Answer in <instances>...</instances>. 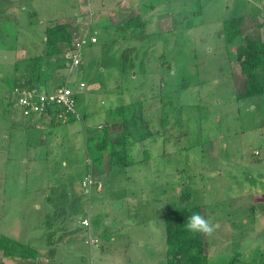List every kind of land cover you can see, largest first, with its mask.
I'll return each mask as SVG.
<instances>
[{
	"label": "rangeland",
	"instance_id": "rangeland-1",
	"mask_svg": "<svg viewBox=\"0 0 264 264\" xmlns=\"http://www.w3.org/2000/svg\"><path fill=\"white\" fill-rule=\"evenodd\" d=\"M77 1L0 0V236L37 250L0 264H167L166 215L196 205L215 225L209 264H264V94L237 98V52L264 40V0H130L138 18L96 34L88 11L71 67L68 50L45 55L46 27ZM22 77L42 92L69 83L85 116H26L10 99ZM120 138L127 167L110 155Z\"/></svg>",
	"mask_w": 264,
	"mask_h": 264
},
{
	"label": "trees",
	"instance_id": "trees-1",
	"mask_svg": "<svg viewBox=\"0 0 264 264\" xmlns=\"http://www.w3.org/2000/svg\"><path fill=\"white\" fill-rule=\"evenodd\" d=\"M137 18L138 16L132 17L129 22ZM243 20V16H236L224 22V32L227 43H233L242 33L241 25ZM70 28L71 24L67 22H57L46 27L47 47L45 55L48 56V58L59 59L60 53L65 50L70 51L73 49L75 34ZM237 59L240 62L242 73L246 76L245 90L239 92L237 98L243 99L264 94V40L252 38L251 36L246 37L245 43L238 49ZM17 86L22 87L20 84L15 87ZM51 110L54 116L52 118H58L57 116L61 108L55 107ZM31 115L38 116L37 114ZM40 116V120L42 119V122H45L43 121V119H45L44 115ZM82 116L84 117L85 114ZM69 117H71V120L77 119L75 115H70ZM110 140L111 138L109 135H104L103 140L95 144L96 148L104 151L108 148ZM116 142L111 141L110 143L111 157L117 160V164L120 167L130 166V162L127 160V156L129 155L127 154L125 138H120ZM118 147H120V149ZM193 213H198L203 216L202 207L196 205L167 213V264H209V256L206 251V236L202 234L193 236L184 228V223ZM0 252H2L3 255H14L26 258L34 256L37 250L26 246L14 238L3 235L0 236Z\"/></svg>",
	"mask_w": 264,
	"mask_h": 264
},
{
	"label": "built area",
	"instance_id": "built-area-1",
	"mask_svg": "<svg viewBox=\"0 0 264 264\" xmlns=\"http://www.w3.org/2000/svg\"><path fill=\"white\" fill-rule=\"evenodd\" d=\"M91 37L89 34H85L77 40L74 39L73 49L68 51V55L72 58L71 67L79 66L83 60L84 47L90 43ZM93 39L96 40L97 38L93 36ZM13 95H17L18 105L26 116L31 114L45 115V113H51V109L55 107L61 108V111L58 113L61 116L75 115L79 118L82 115L77 108V94L69 83L52 92H42L38 89L17 86L14 89ZM83 223L89 224V218H84Z\"/></svg>",
	"mask_w": 264,
	"mask_h": 264
},
{
	"label": "crops",
	"instance_id": "crops-1",
	"mask_svg": "<svg viewBox=\"0 0 264 264\" xmlns=\"http://www.w3.org/2000/svg\"><path fill=\"white\" fill-rule=\"evenodd\" d=\"M129 1L130 0H127V2L125 4V0H106V2H104L101 6L98 5L97 7H92L91 0H78L76 3V8H75L74 12L72 13L73 16L72 17L70 16L69 18L62 17L61 22L70 23L71 24L70 29L74 33H76V31H78V27H79L78 22L83 21V18H85V17L88 18V14H86V13L88 11H90V14L94 15V17L97 18V19L94 18L97 25L95 26V30H94L93 34L100 33L102 31V29L108 30L109 27H111V28L116 27L117 26L116 24L121 22L120 20L123 17V16L120 17V14H122L121 12H124V14H127V16L130 15V17H128V20L131 19L133 16L134 17L139 16L136 12L137 3H129ZM85 2H87V3H85ZM127 16H124L122 18V20H124L125 17H127ZM52 24H54V23H52ZM89 33H91V31ZM18 81H19L18 83L24 88L38 89L37 87H33V88L32 87L29 88V86L25 87L26 85H24L25 83H24L23 77H22V79H19ZM48 85H50V83H48ZM10 94H11L10 99H12L14 95H13V93H10ZM28 116H30V115H28ZM96 248H99V246L98 247L96 246Z\"/></svg>",
	"mask_w": 264,
	"mask_h": 264
},
{
	"label": "clouds",
	"instance_id": "clouds-1",
	"mask_svg": "<svg viewBox=\"0 0 264 264\" xmlns=\"http://www.w3.org/2000/svg\"><path fill=\"white\" fill-rule=\"evenodd\" d=\"M184 228L193 236L197 234L211 236L215 231V225L198 213H193L187 218Z\"/></svg>",
	"mask_w": 264,
	"mask_h": 264
},
{
	"label": "water",
	"instance_id": "water-1",
	"mask_svg": "<svg viewBox=\"0 0 264 264\" xmlns=\"http://www.w3.org/2000/svg\"><path fill=\"white\" fill-rule=\"evenodd\" d=\"M10 96H11V94H10ZM261 143H262V140H261Z\"/></svg>",
	"mask_w": 264,
	"mask_h": 264
}]
</instances>
